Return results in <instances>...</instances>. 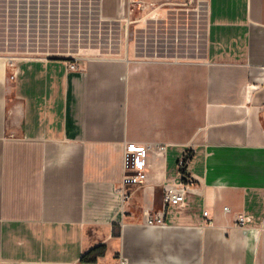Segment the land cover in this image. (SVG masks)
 Returning a JSON list of instances; mask_svg holds the SVG:
<instances>
[{"label":"crops","instance_id":"0c3cea01","mask_svg":"<svg viewBox=\"0 0 264 264\" xmlns=\"http://www.w3.org/2000/svg\"><path fill=\"white\" fill-rule=\"evenodd\" d=\"M184 4L0 0V264H264V0H205L191 49Z\"/></svg>","mask_w":264,"mask_h":264},{"label":"built area","instance_id":"2783aa9c","mask_svg":"<svg viewBox=\"0 0 264 264\" xmlns=\"http://www.w3.org/2000/svg\"><path fill=\"white\" fill-rule=\"evenodd\" d=\"M69 69H76L74 63L68 64ZM14 78V76H11ZM150 151V144H141L129 142L125 144L123 152L124 178L122 186L118 189L121 194L122 201L126 202L129 199V192L127 186L131 184L140 185L147 181L148 172V154ZM194 156L193 149H187L177 161V168L181 180L176 184L164 185V202L166 204L178 205L184 202L186 193L190 186L194 183V177L189 171L190 163ZM228 210V207H225ZM206 218L208 217V210L204 211ZM237 222L244 226L246 224V216L244 212L238 213ZM147 221L149 223H164L163 216H150ZM120 264H132L127 258L122 257Z\"/></svg>","mask_w":264,"mask_h":264},{"label":"rangeland","instance_id":"374dc122","mask_svg":"<svg viewBox=\"0 0 264 264\" xmlns=\"http://www.w3.org/2000/svg\"><path fill=\"white\" fill-rule=\"evenodd\" d=\"M184 3H186L183 5V7H186V11L182 13L179 19H172L170 22L173 28V41L178 37L175 29L181 28L188 34L191 49L192 43L198 39L196 33H201L205 29V0H184Z\"/></svg>","mask_w":264,"mask_h":264},{"label":"trees","instance_id":"16d2710c","mask_svg":"<svg viewBox=\"0 0 264 264\" xmlns=\"http://www.w3.org/2000/svg\"><path fill=\"white\" fill-rule=\"evenodd\" d=\"M107 250L106 245H100L86 253L85 255L82 256L81 260L83 262H96L98 256H103L105 255Z\"/></svg>","mask_w":264,"mask_h":264}]
</instances>
